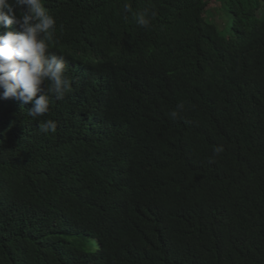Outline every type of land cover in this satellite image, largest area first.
Returning a JSON list of instances; mask_svg holds the SVG:
<instances>
[{
  "label": "trees",
  "instance_id": "1",
  "mask_svg": "<svg viewBox=\"0 0 264 264\" xmlns=\"http://www.w3.org/2000/svg\"><path fill=\"white\" fill-rule=\"evenodd\" d=\"M43 3L72 87L0 98V264H264V0Z\"/></svg>",
  "mask_w": 264,
  "mask_h": 264
},
{
  "label": "clouds",
  "instance_id": "2",
  "mask_svg": "<svg viewBox=\"0 0 264 264\" xmlns=\"http://www.w3.org/2000/svg\"><path fill=\"white\" fill-rule=\"evenodd\" d=\"M123 10L131 11V6L125 4ZM137 23L146 28L150 18L140 14ZM55 25L43 0H0V98L30 102L28 114L34 119L48 113L51 98L63 99L72 87L64 56L50 51ZM170 116L175 118L177 111ZM56 129L52 119L39 124L43 134ZM213 151L219 154L223 147Z\"/></svg>",
  "mask_w": 264,
  "mask_h": 264
},
{
  "label": "rangeland",
  "instance_id": "3",
  "mask_svg": "<svg viewBox=\"0 0 264 264\" xmlns=\"http://www.w3.org/2000/svg\"><path fill=\"white\" fill-rule=\"evenodd\" d=\"M213 19L217 22V24L220 26L221 29H224L227 24H230L232 21V16L228 14L226 11V14L220 10V7H217L213 10ZM86 246L88 250H95L97 247L94 240L87 239Z\"/></svg>",
  "mask_w": 264,
  "mask_h": 264
}]
</instances>
